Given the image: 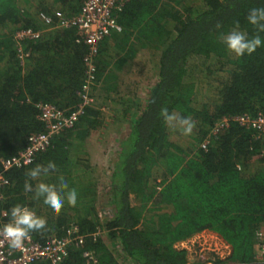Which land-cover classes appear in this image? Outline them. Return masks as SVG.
I'll return each mask as SVG.
<instances>
[{
	"label": "trees",
	"instance_id": "1",
	"mask_svg": "<svg viewBox=\"0 0 264 264\" xmlns=\"http://www.w3.org/2000/svg\"><path fill=\"white\" fill-rule=\"evenodd\" d=\"M82 2L0 0V160L44 130L37 104L70 112L80 102L87 51L75 30L55 24L77 15ZM252 7H264V0H129L117 14L121 31L99 48L95 83L127 67L140 49L157 52L158 74L145 99L123 115L127 127L114 138L108 184L98 191L83 149L102 125L100 109L86 108L32 164L7 172L1 221L7 220L4 211L22 204L46 221L42 234L31 235L33 241L60 238L70 228L85 236L64 264H84L83 252L97 264H187L188 252L175 246L203 232L231 248L228 263L261 264L254 247L264 228V141L233 122L211 136L223 119L264 116V47L236 57L219 39L221 31L237 23L255 35L245 19ZM42 15L52 23H42ZM20 29L42 32L27 44L23 63L13 42ZM162 107L193 120L192 134L166 125L159 115ZM48 162L56 168L41 178L44 182L62 179L77 190V204L65 203L58 214L23 190L28 169ZM74 169L81 173L74 175ZM98 230L105 234L94 236Z\"/></svg>",
	"mask_w": 264,
	"mask_h": 264
},
{
	"label": "built area",
	"instance_id": "2",
	"mask_svg": "<svg viewBox=\"0 0 264 264\" xmlns=\"http://www.w3.org/2000/svg\"><path fill=\"white\" fill-rule=\"evenodd\" d=\"M128 1L83 0L77 15L60 19L55 24L58 29L75 30L87 51L84 58V81L78 91L80 102L70 112L58 109L48 103L36 105L39 113L38 120L44 125V130L40 133L29 135L25 140L24 148L17 154L0 160V205L3 200V192L10 184L6 177L7 172L19 170L32 164L37 156L50 148L53 139L57 135L73 128L78 118L84 113V110L94 106L95 102L91 88L95 83V59L99 52V45L109 38L111 34L121 31V27L117 23V14ZM40 19L42 23H52L48 16L42 15ZM41 36L42 32L39 30L20 29L14 32L13 42L16 56L20 63H23L29 55V51L26 50L27 44L38 41ZM231 122L255 131L258 138L264 141V116L260 113L255 117L239 115L223 119L211 130V136H215L219 129L229 127ZM208 138L200 145L202 149H205L210 139H212ZM0 222H2L1 217ZM103 234H105L103 230H98L93 235L100 236ZM210 235L218 243L206 245L208 249L199 250L200 257L203 256L205 259L202 261L197 259L198 261L193 264H236L227 262L231 254V248L218 236ZM190 240L178 243L175 248L188 252L186 247L191 242ZM84 242L85 236L76 234L70 228L62 237L54 238L45 243H38L29 239L25 242L23 249L20 250H11L7 243H0V264H64L68 259L70 250L73 247H81ZM82 258L84 259V264H97L95 257L89 252H83ZM254 259L258 263L264 264V228L260 229L256 234Z\"/></svg>",
	"mask_w": 264,
	"mask_h": 264
},
{
	"label": "clouds",
	"instance_id": "3",
	"mask_svg": "<svg viewBox=\"0 0 264 264\" xmlns=\"http://www.w3.org/2000/svg\"><path fill=\"white\" fill-rule=\"evenodd\" d=\"M247 23L256 29L255 35H249L246 30H241L239 23L227 32L221 31L219 39L226 50L236 57L253 54L258 48L264 47V7H252L247 10L245 17ZM217 29L221 28L218 23ZM163 122L171 127L177 128L183 135H191L195 122L189 117L170 113L167 107H162L159 112ZM56 165L48 162L46 165L37 164L28 169L23 190L25 193H32L33 198L41 200L52 214H58L65 206L77 204V190L69 188L68 184L58 180L56 184L44 182L41 178L47 177L55 171ZM39 181L33 184L32 182ZM3 216L7 217L6 222H0V243H7L9 249H23L25 242L31 238L33 233L42 234L46 229V221L43 217L26 205L14 204Z\"/></svg>",
	"mask_w": 264,
	"mask_h": 264
},
{
	"label": "rangeland",
	"instance_id": "4",
	"mask_svg": "<svg viewBox=\"0 0 264 264\" xmlns=\"http://www.w3.org/2000/svg\"><path fill=\"white\" fill-rule=\"evenodd\" d=\"M157 74V52L140 49L134 60L118 77L111 75L107 82L93 84L91 93L94 106L103 108V124L92 131L86 144L91 152L92 162L94 161L92 168L96 174L98 191L103 190L109 182V158L116 152L114 138L127 127L123 115L131 113L143 96L146 97L147 89L156 81ZM190 241L186 248L196 261L205 259L200 257L199 250L207 248L206 245L218 243L207 233L196 235ZM255 252L257 253L256 249Z\"/></svg>",
	"mask_w": 264,
	"mask_h": 264
},
{
	"label": "crops",
	"instance_id": "5",
	"mask_svg": "<svg viewBox=\"0 0 264 264\" xmlns=\"http://www.w3.org/2000/svg\"><path fill=\"white\" fill-rule=\"evenodd\" d=\"M105 42V41H104ZM103 44V42L99 45V48L101 47V45ZM126 69V67L123 69V70H121V71H119V72H115V74H114V72L112 73V74H114L113 75V77H118V74H122V72L124 71ZM112 77V76H111ZM142 99H145L144 98V96H143V98ZM96 107H98L97 105L96 106H93V108H96ZM99 109H100V112H101V118H100V121H102V124H103V120H102V118H103V108L102 107H98ZM98 109V110H99ZM92 133V132H91ZM90 133V134H91ZM90 137V135L85 139V141H84V144H83V149H85V152L88 154V161H89V165H90V167H91V170L94 172V170H93V168H92V166L94 165L93 163H94V161L92 162V158L90 157L91 156V152L88 150L89 149V147H88V144H86V140H88V138ZM90 147H92V146H90ZM81 173V170H79V169H74V172H73V174L75 175V174H80ZM94 174H95V172H94ZM96 175V174H95ZM203 233H207L208 235H210V234H213V233H210V232H203ZM199 235V234H198ZM213 235H215V234H213ZM216 236V235H215ZM193 238V237H192ZM191 238V239H192ZM104 239V238H103ZM191 254H190V252L188 253V262H187V264L188 263H190V264H193L195 261H196V258H193V256H190Z\"/></svg>",
	"mask_w": 264,
	"mask_h": 264
}]
</instances>
